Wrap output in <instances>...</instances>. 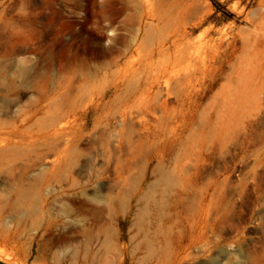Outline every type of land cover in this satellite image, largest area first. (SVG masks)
<instances>
[{"label":"rangeland","instance_id":"obj_1","mask_svg":"<svg viewBox=\"0 0 264 264\" xmlns=\"http://www.w3.org/2000/svg\"><path fill=\"white\" fill-rule=\"evenodd\" d=\"M0 264H264V0H0Z\"/></svg>","mask_w":264,"mask_h":264},{"label":"bare ground","instance_id":"obj_2","mask_svg":"<svg viewBox=\"0 0 264 264\" xmlns=\"http://www.w3.org/2000/svg\"><path fill=\"white\" fill-rule=\"evenodd\" d=\"M150 189V188H149Z\"/></svg>","mask_w":264,"mask_h":264}]
</instances>
